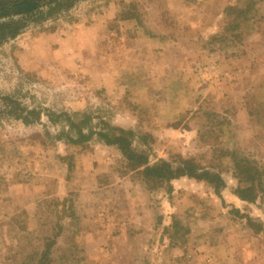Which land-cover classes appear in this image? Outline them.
<instances>
[{
	"label": "rangeland",
	"instance_id": "374dc122",
	"mask_svg": "<svg viewBox=\"0 0 264 264\" xmlns=\"http://www.w3.org/2000/svg\"><path fill=\"white\" fill-rule=\"evenodd\" d=\"M11 19L24 28L0 42V264H37L59 224L52 264H264V195H235L233 158L264 171V0H42ZM107 125L142 134L151 164L214 168L222 199L187 177L149 189L95 135Z\"/></svg>",
	"mask_w": 264,
	"mask_h": 264
},
{
	"label": "trees",
	"instance_id": "16d2710c",
	"mask_svg": "<svg viewBox=\"0 0 264 264\" xmlns=\"http://www.w3.org/2000/svg\"><path fill=\"white\" fill-rule=\"evenodd\" d=\"M42 0H8L3 2L0 0V19H9L0 22V42L4 39L15 38L24 28L19 21L12 20L17 16L29 15L40 8ZM54 1V0H48ZM5 108L10 109L12 116L22 120L24 124H30L28 116H36L35 112L26 111L20 108L17 102L12 99H5ZM19 113V114H18ZM69 116V115H67ZM68 118V117H67ZM81 121L72 120L69 116L68 124L71 130L76 132L78 138L90 139L93 132L86 136L82 133L81 124L86 123V119ZM95 135L106 145L116 146L122 156L127 161L128 168L138 173L143 181L148 185L149 189L162 187L167 194L172 192V183L180 178L187 177L199 182H205L214 189V193L218 198L222 199L221 191L225 188V182L220 172L213 171L212 167H204L199 164L195 158H182L179 156L177 165H173L167 161H158L151 164L149 155L145 152H137L133 149L132 144L135 139H142L143 135L133 130H126L118 127L106 126ZM68 140L74 143L76 139L68 136ZM234 176L238 181V187L234 191L235 195L244 202L254 203L264 195V171L259 168L255 161L247 158L234 157ZM61 214H65L64 209L60 210ZM250 226L253 225L248 221ZM59 231H56L51 238L43 240V250L37 254V264H52L51 252L56 244V238L62 230L59 224ZM264 231V226L263 229Z\"/></svg>",
	"mask_w": 264,
	"mask_h": 264
}]
</instances>
